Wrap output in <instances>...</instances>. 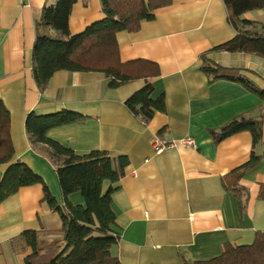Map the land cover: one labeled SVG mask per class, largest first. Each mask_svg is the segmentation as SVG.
<instances>
[{
    "label": "crops",
    "instance_id": "1",
    "mask_svg": "<svg viewBox=\"0 0 264 264\" xmlns=\"http://www.w3.org/2000/svg\"><path fill=\"white\" fill-rule=\"evenodd\" d=\"M54 1L0 0V99L11 113L14 161L41 175L62 204L55 166L32 148L25 122L32 111L79 113L87 118L54 127L48 136L78 154L106 150L129 158L112 195L120 234L112 251L121 264H195L221 254L227 243L253 242L264 230V159L234 174L251 159L253 134L216 141L213 132L242 114H264V98L239 80L211 81L202 66L210 59L264 89V57L215 49L236 35L224 0H172L138 31L118 33L123 61L143 58L160 66V75L151 79L152 97L163 95L166 108L148 122L125 105L146 84L144 77L112 88L104 72L59 70L39 87L33 74L35 20ZM103 17L101 0H76L70 32L81 33ZM243 18L264 24V10ZM155 138L176 145L156 153ZM187 138L197 147L185 144ZM7 166L0 164V180ZM109 186L105 181L104 190ZM43 197L42 185L34 184L0 203V264H25L33 252L25 231L37 232L39 248L62 241L60 216ZM69 198L84 203L80 192Z\"/></svg>",
    "mask_w": 264,
    "mask_h": 264
},
{
    "label": "trees",
    "instance_id": "2",
    "mask_svg": "<svg viewBox=\"0 0 264 264\" xmlns=\"http://www.w3.org/2000/svg\"><path fill=\"white\" fill-rule=\"evenodd\" d=\"M75 1L47 3L35 20L37 34L32 53L33 74L39 87H45L59 70L104 72L112 88L144 77L147 78L146 84L130 95L125 105L145 122L151 120L155 113L165 111V97H152L154 86L151 79L160 75L159 64L143 58L123 61L117 35L121 31H138L144 21L155 18L157 8L171 4L172 0H101L105 17L88 25L83 32L72 34L69 17ZM224 2L236 35L215 49L255 52L264 57V24L243 18L248 11L264 10V0ZM202 69L211 81L219 78L239 80L264 98V89L245 76L231 74L230 68L206 58ZM86 118L67 109L45 115L32 111L26 117L25 128L32 148L43 153L55 166L63 194V203L60 204L41 175L25 162L14 161L11 113L0 99V164L8 165L0 180V203L22 187L41 184L43 201L61 219L63 237L57 245L39 248L36 231L23 233L33 248L25 264H121L112 251L120 237L112 195L117 189L113 184L124 176L129 158L126 155L112 156L106 150L78 154L48 136L54 127ZM242 131L253 134L254 149L250 161L233 171L238 175H243L247 168L264 159V114H242L213 132L215 140L221 141ZM105 181H110L106 190L103 188ZM76 192L82 194L84 203L75 204L70 200L69 196ZM259 197L264 199V184ZM195 264H264V230L257 231L251 243H227L221 254L197 260Z\"/></svg>",
    "mask_w": 264,
    "mask_h": 264
},
{
    "label": "built area",
    "instance_id": "3",
    "mask_svg": "<svg viewBox=\"0 0 264 264\" xmlns=\"http://www.w3.org/2000/svg\"><path fill=\"white\" fill-rule=\"evenodd\" d=\"M184 143L193 147H197V142L194 138L184 139ZM176 145L175 141H165L160 138H155L153 141V148L156 153H161Z\"/></svg>",
    "mask_w": 264,
    "mask_h": 264
}]
</instances>
